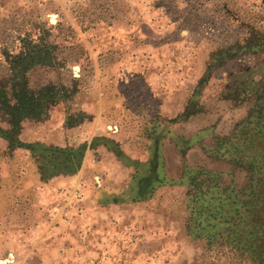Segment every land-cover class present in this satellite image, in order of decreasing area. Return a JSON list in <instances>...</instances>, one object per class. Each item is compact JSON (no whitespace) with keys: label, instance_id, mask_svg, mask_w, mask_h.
Listing matches in <instances>:
<instances>
[{"label":"rangeland","instance_id":"1","mask_svg":"<svg viewBox=\"0 0 264 264\" xmlns=\"http://www.w3.org/2000/svg\"><path fill=\"white\" fill-rule=\"evenodd\" d=\"M263 31L264 0H0V82L10 76L5 53L27 49L31 37L56 56L28 73L31 89L56 84L69 95L46 117L25 119L19 140L82 148L76 170L65 173L62 160L63 172L44 178L37 157L0 137V260L234 264L211 261L205 242L189 234L185 186L155 185L135 199L132 177L145 168L127 160L148 162L157 142L169 179L181 177L184 161L233 171L201 146L247 117L233 86L264 55L228 52Z\"/></svg>","mask_w":264,"mask_h":264},{"label":"trees","instance_id":"2","mask_svg":"<svg viewBox=\"0 0 264 264\" xmlns=\"http://www.w3.org/2000/svg\"><path fill=\"white\" fill-rule=\"evenodd\" d=\"M185 1L190 6H200L211 0ZM141 31L146 35L154 33L146 24H142ZM39 37V40H47ZM30 38L23 40L27 49L14 56L5 53L10 76L7 84L0 82V121L6 118L8 127L0 126V137L7 141L9 148H25L37 157L43 177L62 171L59 168L62 160L66 169H71L65 173H72L80 165L76 157L82 155V148L66 150L19 140L25 119H42L52 104L69 97L65 89L56 84L45 85L37 92L31 89L28 73L35 66H53L56 56L52 44L34 43ZM241 53L264 55V31L254 32L250 42L232 48L228 55ZM243 75L234 83L233 94L237 104H249L247 117L228 134L214 136L212 143L201 146L206 157L229 164L233 171L190 167L184 161L181 177L169 179L162 173L157 142L148 162H127L136 170L145 168L132 177L135 185L131 193L135 199L153 192L155 185L177 184L187 188L188 231L193 239L205 242V253L211 261L227 257L234 264H264V58ZM238 171L245 172L241 186L236 181ZM112 200L120 201L115 196Z\"/></svg>","mask_w":264,"mask_h":264},{"label":"water","instance_id":"3","mask_svg":"<svg viewBox=\"0 0 264 264\" xmlns=\"http://www.w3.org/2000/svg\"><path fill=\"white\" fill-rule=\"evenodd\" d=\"M9 260H0V264H8Z\"/></svg>","mask_w":264,"mask_h":264}]
</instances>
